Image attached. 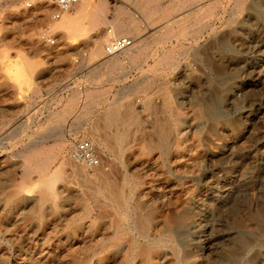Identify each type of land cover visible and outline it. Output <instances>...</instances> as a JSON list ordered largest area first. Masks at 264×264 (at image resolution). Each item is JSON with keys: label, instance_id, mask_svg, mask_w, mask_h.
<instances>
[{"label": "rangeland", "instance_id": "374dc122", "mask_svg": "<svg viewBox=\"0 0 264 264\" xmlns=\"http://www.w3.org/2000/svg\"><path fill=\"white\" fill-rule=\"evenodd\" d=\"M103 2L104 17L110 0L88 11ZM237 2L193 1L150 70L160 83L114 86L119 101L100 105L82 100L97 86L78 83L72 52L108 26L93 37L85 14L62 27L38 0L0 13V264H264V0ZM96 137L89 170L70 153ZM138 219L158 242L149 260Z\"/></svg>", "mask_w": 264, "mask_h": 264}, {"label": "crops", "instance_id": "0c3cea01", "mask_svg": "<svg viewBox=\"0 0 264 264\" xmlns=\"http://www.w3.org/2000/svg\"><path fill=\"white\" fill-rule=\"evenodd\" d=\"M192 4L191 0H110L109 6L108 3L106 4L104 21L111 26H108V24L106 26L110 29L113 27L118 33H122L116 37L131 34L132 37H128L134 40V44L135 41L144 43L132 48L133 45L131 50L129 48L111 57H95L94 54L100 51H96L94 44H83L74 47L72 53L78 71L74 69L73 75L78 76V83L81 85L97 86L90 89H80L81 95H84L82 100H93L94 93L97 105L104 104L107 101L111 102L112 99L119 101L118 98H113L114 86L124 85L132 88L145 84L160 83L154 80V75L157 76L159 73H151L150 70L161 68V63L164 61L162 60V52L167 50L162 46L168 45V38L175 35L177 30L185 27L187 20L191 22ZM79 20L81 18H78ZM88 20L92 21V18ZM95 28H97L95 30L97 32H94L93 37L100 35L102 25L95 26ZM168 32L171 33L169 36L166 34ZM86 69L88 70V76L83 77L82 73ZM146 69L149 71H145ZM128 91H130V88L124 89V92Z\"/></svg>", "mask_w": 264, "mask_h": 264}, {"label": "bare ground", "instance_id": "6f19581e", "mask_svg": "<svg viewBox=\"0 0 264 264\" xmlns=\"http://www.w3.org/2000/svg\"><path fill=\"white\" fill-rule=\"evenodd\" d=\"M15 1V0H14ZM39 1V0H38ZM91 1L92 0H80V2L72 9V10H74L75 8H76V12H75V16L72 18V19H70V17L66 14L67 12H65V13H63V14H61V16H60V18H59V20H57V22H58V24L60 25V26H62V27H64V26H66V25H68V26H71V24L73 23V22H77L78 21V18H81V17H83L85 14H91L89 17L90 18H92V28H95V26H100V25H106V24H108V26H111L109 23H106L105 21H104V17H103V13H104V6L105 5H103L104 4V2L103 3H99V4H97L95 7H94V9L92 10V11H88V9H89V6L91 5L90 3H91ZM104 1V0H103ZM193 1H195V0H193ZM192 1V2H193ZM241 1V0H240ZM239 0H238V2H240ZM0 2H2V1H0ZM6 2V1H5ZM13 2V0H10L9 1V3H8V5L6 4V5H3L2 3H0V13H2V12H5L10 6H11V3ZM100 2V1H99ZM101 2H102V0H101ZM237 2V3H238ZM41 2L39 1V4H40ZM239 4V3H238ZM41 5H42V3H41ZM148 5V4H147ZM239 6V5H238ZM78 7V8H77ZM45 9V8H44ZM71 10V11H72ZM90 10V9H89ZM70 11V12H71ZM87 12H89V13H87ZM106 14V13H105ZM148 14V13H147ZM145 16V15H144ZM86 18V17H85ZM77 19V20H76ZM89 19V18H88ZM56 22V21H55ZM56 22V23H57ZM72 22V23H71ZM123 26V25H122ZM121 26V27H122ZM67 27V26H66ZM125 28H126V26H125ZM119 29H121V28H119ZM122 31H123V29H121ZM127 31V30H126ZM129 32V31H128ZM131 32V31H130ZM112 34V36H114V37H116L117 35H121L122 33H118L117 31H116V29L115 28H113V27H111V30H110V32H107V33H105L102 37H100V38H98L97 40H95L93 43H94V45L96 46V51L97 50H99L100 52L98 53H95L94 54V56L95 57H98V56H102L103 55V53H102V49H103V44L107 41V39L109 40V34ZM126 35H128V36H130V37H132V35L131 34H126ZM135 36V35H134ZM136 42V41H135ZM144 43V42H143ZM138 45V43H135L134 44V46L132 47V48H134L135 46H137ZM95 48V47H94ZM132 48H130V50L132 49ZM104 56V55H103ZM106 57V56H105ZM133 59V58H132ZM8 61V60H7ZM1 62V61H0ZM14 65V64H13ZM13 65H11V67H8V69H9V71L10 72H13V69L12 68H15V65L13 66ZM26 65V64H25ZM5 66V65H4ZM5 71V70H4ZM30 70H29V72L25 69V67H20V70L18 71V75H20V76H22V77H25L26 79H29L30 78ZM74 96V95H73ZM72 96V97H73ZM78 96V95H77ZM73 99V98H72ZM76 100V99H75ZM73 104V103H72ZM72 104L71 103H69L67 106H66V108H65V110H64V112H62V114H61V116L62 115H66L67 114V111H70V108L71 107H73L72 106ZM72 110V109H71ZM118 114L113 110V111H111V112H108L107 114H106V116H105V123L109 126V125H111V126H113V124H117L120 120H119V117L117 116ZM59 116V115H58ZM54 118H55V116H54ZM122 122V121H121ZM105 128V127H104ZM160 133L161 132H159L158 133V142L160 143V141H161V136H160ZM187 133V132H186ZM184 134V133H183ZM180 136H181V134H179ZM163 136V135H162ZM186 136V135H185ZM94 137V136H93ZM121 137H123V136H121ZM166 137V136H165ZM183 137V136H182ZM115 138H117V136H115ZM118 139V138H117ZM119 140H121V139H118L117 140V142L119 141ZM168 140V139H167ZM95 142H97V143H100L101 144V140L100 139H98L97 137H96V141L93 139L92 140V143L94 144ZM120 143V142H119ZM96 144V143H95ZM97 145V144H96ZM118 145V144H117ZM158 149L159 150H161V148H163V146L161 145V144H158ZM185 147V146H184ZM186 147H187V145H186ZM166 149V148H165ZM187 149V148H186ZM176 150H177V148H176ZM180 151V150H179ZM190 151V150H189ZM180 152H182V151H180ZM188 152V151H187ZM35 153H37V152H35ZM189 153V152H188ZM191 153H193V152H191ZM38 154H36L35 156H37ZM32 156H34V155H32ZM187 156H189V155H187ZM38 157V156H37ZM191 157V156H190ZM181 159V158H180ZM185 159V158H184ZM189 159V158H188ZM177 161H179V160H177ZM184 161V160H183ZM32 162V161H31ZM186 161H184V163H185ZM41 163V162H40ZM179 163V162H178ZM194 163V162H193ZM32 164V163H31ZM181 164V163H180ZM36 165H38V164H36ZM82 165V164H81ZM80 165V166H81ZM190 165V164H189ZM194 165V164H193ZM192 165V166H193ZM32 166V165H31ZM197 166V165H196ZM38 167V166H37ZM44 167H46V166H44ZM185 167V166H184ZM190 167H191V165H190ZM84 168H85V165H84ZM40 169V168H39ZM181 169V168H180ZM179 169V170H180ZM185 169V168H184ZM80 170H81V168H80ZM191 170V169H190ZM32 172V171H31ZM179 172V171H178ZM190 172V171H189ZM28 173H30V172H28ZM57 173V172H56ZM185 173V172H184ZM193 173V172H192ZM83 175V174H82ZM100 176V175H99ZM101 176H103V175H101ZM101 178V177H100ZM88 179H90V178H88ZM93 179H94V177H93ZM104 178H102V180H103ZM105 180V179H104ZM57 181V180H56ZM91 181V180H90ZM97 182V181H96ZM56 183V182H55ZM103 185V184H102ZM45 186L47 187V189H50L51 188V183L49 182V181H46L45 182ZM95 186V185H94ZM93 186V187H94ZM104 186V185H103ZM96 187V186H95ZM105 187V186H104ZM103 187V188H104ZM94 189H97V187L96 188H94ZM112 189H113V186H112ZM98 190V189H97ZM185 190V189H184ZM42 191V190H41ZM187 191V190H186ZM47 192V191H46ZM49 193V192H48ZM98 193H99V191H98ZM45 194V193H44ZM51 194V193H50ZM96 194V193H95ZM102 194V193H101ZM100 194V195H101ZM112 194V193H111ZM17 195V194H16ZM38 195V194H37ZM109 195H110V193H109ZM50 196V195H49ZM106 196V195H105ZM113 196H114V194H113ZM116 196V195H115ZM15 197V196H14ZM42 198H44L43 196H41ZM117 197V196H116ZM10 196L8 195V197H7V199L8 200H10ZM40 198V197H39ZM131 198V197H130ZM129 198V199H130ZM16 199V198H15ZM52 199V198H51ZM101 199V198H100ZM113 199V198H112ZM14 200V199H13ZM21 200V199H20ZM39 200V199H38ZM46 200H50V199H47L46 198ZM51 201V200H50ZM104 201V200H103ZM115 201V200H114ZM130 201V200H129ZM7 202V201H6ZM109 202V201H108ZM107 202V203H108ZM117 202H119V201H117ZM111 203V202H110ZM7 204V203H6ZM112 204H115L114 202L112 203ZM39 205V204H38ZM43 205V204H42ZM41 206V205H40ZM115 208V207H114ZM40 209H41V207H40ZM39 209V210H40ZM134 214V213H133ZM119 218H121V217H119ZM126 218V217H125ZM132 218V217H131ZM136 218V217H135ZM136 220V219H135ZM139 220V219H138ZM123 222V221H122ZM132 222V221H131ZM132 229H136L137 230V233H138V236L139 237H141L142 238V242L143 243H145L146 244V249H144V250H140V253L141 254H143L144 255V259H148V257H147V254H150V253H152V251L153 250H155V249H157L158 248V242H155L156 241V239L155 238H153V239H151V238H148L147 237V235H146V231L148 230V226H147V224H146V222H144V220H139V222H137V224H135V225H133L132 227H131ZM133 233V232H132ZM161 235V234H160ZM116 236V235H115ZM162 237H164V236H162ZM134 240V239H133ZM160 246V245H159ZM180 251V250H179ZM180 253V252H179ZM152 257V256H151ZM149 260V259H148ZM156 260H158V258L156 259ZM178 262V261H177ZM182 262L184 263V264H187L186 262H185V260L183 259L182 260ZM189 263V262H188Z\"/></svg>", "mask_w": 264, "mask_h": 264}, {"label": "built area", "instance_id": "2783aa9c", "mask_svg": "<svg viewBox=\"0 0 264 264\" xmlns=\"http://www.w3.org/2000/svg\"><path fill=\"white\" fill-rule=\"evenodd\" d=\"M7 1V0H0ZM42 5L52 11L51 21L59 20L61 14L70 12L80 0H39ZM51 28L44 26L38 32L40 42L54 45V39L50 38ZM134 45V40L128 36L111 37L103 46V53L106 57L118 55ZM72 160L85 165L89 170L100 166V157L95 146L89 140H80L74 143L70 153Z\"/></svg>", "mask_w": 264, "mask_h": 264}]
</instances>
